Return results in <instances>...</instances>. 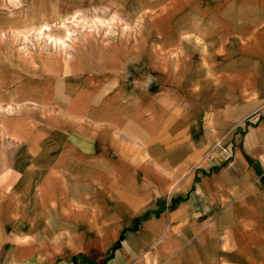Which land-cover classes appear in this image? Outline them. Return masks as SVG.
Listing matches in <instances>:
<instances>
[{
  "label": "crops",
  "instance_id": "1",
  "mask_svg": "<svg viewBox=\"0 0 264 264\" xmlns=\"http://www.w3.org/2000/svg\"><path fill=\"white\" fill-rule=\"evenodd\" d=\"M201 1L155 92L0 84V264H264V0Z\"/></svg>",
  "mask_w": 264,
  "mask_h": 264
},
{
  "label": "rangeland",
  "instance_id": "2",
  "mask_svg": "<svg viewBox=\"0 0 264 264\" xmlns=\"http://www.w3.org/2000/svg\"><path fill=\"white\" fill-rule=\"evenodd\" d=\"M161 1L157 12H149L141 0H0V84L33 74L37 83L61 87L63 82L50 75L80 74L69 78V84L78 80L91 100L103 78L120 75L118 88L127 84L129 89L142 70L148 89L155 92L160 88L157 34L172 45L177 23L186 20L182 10L204 6L201 0ZM170 52L163 57L168 87L175 72L187 71L182 63L173 66Z\"/></svg>",
  "mask_w": 264,
  "mask_h": 264
},
{
  "label": "built area",
  "instance_id": "3",
  "mask_svg": "<svg viewBox=\"0 0 264 264\" xmlns=\"http://www.w3.org/2000/svg\"><path fill=\"white\" fill-rule=\"evenodd\" d=\"M224 154L228 156V158L231 157V150L227 146H218Z\"/></svg>",
  "mask_w": 264,
  "mask_h": 264
},
{
  "label": "bare ground",
  "instance_id": "4",
  "mask_svg": "<svg viewBox=\"0 0 264 264\" xmlns=\"http://www.w3.org/2000/svg\"><path fill=\"white\" fill-rule=\"evenodd\" d=\"M47 30V29H46Z\"/></svg>",
  "mask_w": 264,
  "mask_h": 264
}]
</instances>
